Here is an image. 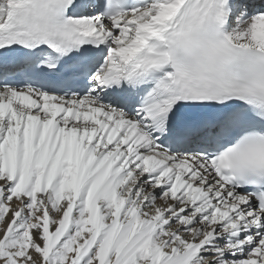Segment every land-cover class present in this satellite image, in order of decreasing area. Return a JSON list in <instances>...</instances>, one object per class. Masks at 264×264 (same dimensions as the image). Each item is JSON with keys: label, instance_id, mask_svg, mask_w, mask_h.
Masks as SVG:
<instances>
[{"label": "snow or ice", "instance_id": "6c2138e0", "mask_svg": "<svg viewBox=\"0 0 264 264\" xmlns=\"http://www.w3.org/2000/svg\"><path fill=\"white\" fill-rule=\"evenodd\" d=\"M0 264H264V0H0Z\"/></svg>", "mask_w": 264, "mask_h": 264}]
</instances>
